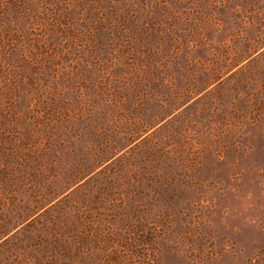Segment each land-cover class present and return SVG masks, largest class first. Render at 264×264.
<instances>
[{"label":"rangeland","instance_id":"1","mask_svg":"<svg viewBox=\"0 0 264 264\" xmlns=\"http://www.w3.org/2000/svg\"><path fill=\"white\" fill-rule=\"evenodd\" d=\"M0 264H264V0H0Z\"/></svg>","mask_w":264,"mask_h":264}]
</instances>
